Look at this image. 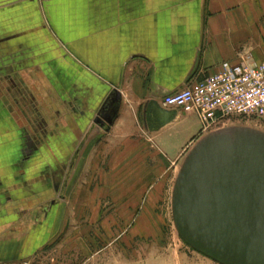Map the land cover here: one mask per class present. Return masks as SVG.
Wrapping results in <instances>:
<instances>
[{"label":"crops","instance_id":"1","mask_svg":"<svg viewBox=\"0 0 264 264\" xmlns=\"http://www.w3.org/2000/svg\"><path fill=\"white\" fill-rule=\"evenodd\" d=\"M246 52L264 61V0H0V235L16 236L42 204L41 173L55 162L69 177L63 199L98 140L96 154H120L108 164L117 170L113 162H122L115 175L143 176L129 170L132 162L150 177L165 175L201 124L163 106V96ZM117 93L112 122L93 125ZM18 95L33 97L49 129L57 122L29 159H21ZM160 109L171 116L161 121ZM54 145L62 152L46 157Z\"/></svg>","mask_w":264,"mask_h":264},{"label":"rangeland","instance_id":"2","mask_svg":"<svg viewBox=\"0 0 264 264\" xmlns=\"http://www.w3.org/2000/svg\"><path fill=\"white\" fill-rule=\"evenodd\" d=\"M101 109L103 104L95 115ZM234 125L264 132V121L246 117L229 118L216 129ZM213 130L200 128L188 138L171 170L160 177H150L138 162L128 164L129 170L146 176L115 175L122 171V162L112 164L118 171L108 164L114 156L120 159L119 152L96 154L101 140L94 142L91 157L85 153L82 169L70 178L63 199L62 193L47 191L42 204L16 226V236L0 235V264H219L182 241L171 209L173 184L184 157ZM51 147L44 150L46 157L63 150Z\"/></svg>","mask_w":264,"mask_h":264},{"label":"water","instance_id":"3","mask_svg":"<svg viewBox=\"0 0 264 264\" xmlns=\"http://www.w3.org/2000/svg\"><path fill=\"white\" fill-rule=\"evenodd\" d=\"M119 100L111 97L95 122L110 124ZM156 113L161 121L172 114ZM171 209L193 250L219 264H264V132L234 125L200 138L181 163Z\"/></svg>","mask_w":264,"mask_h":264},{"label":"built area","instance_id":"4","mask_svg":"<svg viewBox=\"0 0 264 264\" xmlns=\"http://www.w3.org/2000/svg\"><path fill=\"white\" fill-rule=\"evenodd\" d=\"M162 104L195 114L202 131L232 117L264 121V61L246 52L237 62H223L214 73L163 96Z\"/></svg>","mask_w":264,"mask_h":264},{"label":"flooded vegetation","instance_id":"5","mask_svg":"<svg viewBox=\"0 0 264 264\" xmlns=\"http://www.w3.org/2000/svg\"><path fill=\"white\" fill-rule=\"evenodd\" d=\"M111 97L103 105V109L100 110L99 115L104 114L107 105L110 103ZM16 104V113L15 115L25 120L24 127L21 128L22 134V152L21 159H29L32 156L36 155L47 142V133L53 132L57 128V122L53 123V128L49 129L46 123V114L42 113L38 106L35 105V100L33 97H24L23 95H18L15 98ZM20 105V107H19ZM22 111V112H21ZM97 115L93 118V125H99L95 122ZM107 127V123H104L102 128ZM78 151V148L75 152ZM77 154V153H76ZM73 155L72 157L76 156ZM69 169L72 166V160L68 164ZM64 165L60 162H55L54 164L48 166L41 173L43 179L41 184L38 185L43 189V192L52 191L57 192L60 190L64 182L66 181ZM54 200H52L51 205H54Z\"/></svg>","mask_w":264,"mask_h":264}]
</instances>
